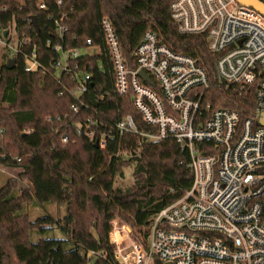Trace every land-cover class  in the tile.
<instances>
[{
  "label": "trees",
  "instance_id": "trees-1",
  "mask_svg": "<svg viewBox=\"0 0 264 264\" xmlns=\"http://www.w3.org/2000/svg\"><path fill=\"white\" fill-rule=\"evenodd\" d=\"M174 1L0 0V32L14 23L20 37L31 38L24 51L34 53L42 64L27 72L21 55L8 69L5 48L0 67V167L22 168L20 180L31 184L20 195L16 179L0 188V264H119L108 239L110 221L122 218L146 242L155 215L192 186L189 152L173 139L141 144L139 136L127 135L120 145L113 139L102 149L78 135V126L96 115L115 123L131 114L140 130L150 127L129 97L114 94L112 77L98 70L94 87L84 97L90 108L73 113L71 106L77 100L67 92L61 94L54 45L83 47L90 38L101 43L100 22L108 17L131 58L151 31L172 51L194 58L205 69L210 84L204 102L212 109L235 110L242 120L255 116L257 85L222 83L216 67L221 54L209 49L206 33L178 31L171 15ZM56 21L68 27L64 41L56 34ZM64 134L68 142L63 141ZM127 167L133 168V183L119 186L116 180ZM34 201L65 205L66 215L62 220L51 215L31 220L27 208ZM55 228L62 238L47 234ZM34 232L39 239L33 240Z\"/></svg>",
  "mask_w": 264,
  "mask_h": 264
},
{
  "label": "built area",
  "instance_id": "built-area-1",
  "mask_svg": "<svg viewBox=\"0 0 264 264\" xmlns=\"http://www.w3.org/2000/svg\"><path fill=\"white\" fill-rule=\"evenodd\" d=\"M171 15L181 34L208 35L209 49L221 54L216 67L222 83L257 85L255 116L242 120L235 110L212 109L204 102L210 84L205 69L151 31L131 58L108 17L100 22L101 43L90 38L83 47L54 45L61 94L77 100L73 113L90 108L84 97L98 70L112 77L114 94L129 97L150 127L140 130L131 114L115 123L96 115L78 126V135L102 149L127 135L139 136L141 144L173 139L190 155L191 188L155 215L146 242L114 217L109 243L119 264H264V15L237 0H175ZM54 23L64 41L68 27ZM30 43L15 25L0 32V45L10 58L24 56L27 72L42 68L34 53L24 51ZM63 141H69L66 134Z\"/></svg>",
  "mask_w": 264,
  "mask_h": 264
},
{
  "label": "rangeland",
  "instance_id": "rangeland-1",
  "mask_svg": "<svg viewBox=\"0 0 264 264\" xmlns=\"http://www.w3.org/2000/svg\"><path fill=\"white\" fill-rule=\"evenodd\" d=\"M12 26L14 27V23L12 24ZM5 51L6 49L2 45H0V67L3 64V54L5 53ZM132 170V167H127L125 170V175L122 178L117 179L116 184L123 187L131 185L134 179L132 175ZM20 172H22V168L0 167V188L5 185V183L9 179H16V181L18 182V189L16 190V195H20L25 189H31V184L29 181L20 180ZM27 212L29 213L31 220H35L38 217L45 215H51L56 219L62 220L66 215V206L58 203H45L44 205H40L36 201H34L28 205ZM120 220L122 221V223H125L131 227V225L124 221L122 218H120ZM47 234L58 238H62L64 236L58 228L49 231ZM133 234L137 237L134 231ZM39 237L40 236L36 232L33 233V240L39 239Z\"/></svg>",
  "mask_w": 264,
  "mask_h": 264
},
{
  "label": "water",
  "instance_id": "water-1",
  "mask_svg": "<svg viewBox=\"0 0 264 264\" xmlns=\"http://www.w3.org/2000/svg\"><path fill=\"white\" fill-rule=\"evenodd\" d=\"M237 2L243 6L255 9L256 11L264 15V1L262 0H237ZM33 19H34V22H33L34 26L37 28V30H39V25L37 23L36 17H34ZM6 65L8 69H13L16 65V58H9ZM140 76L146 83L150 85L154 84L150 76L146 74L144 71L140 72ZM261 124L264 125V115L261 119ZM95 145L96 147H99L97 142L95 143Z\"/></svg>",
  "mask_w": 264,
  "mask_h": 264
}]
</instances>
